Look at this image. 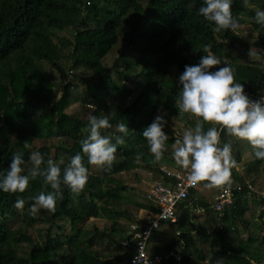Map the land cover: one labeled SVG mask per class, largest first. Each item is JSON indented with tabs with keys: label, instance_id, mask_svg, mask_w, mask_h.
I'll list each match as a JSON object with an SVG mask.
<instances>
[{
	"label": "trees",
	"instance_id": "trees-1",
	"mask_svg": "<svg viewBox=\"0 0 264 264\" xmlns=\"http://www.w3.org/2000/svg\"><path fill=\"white\" fill-rule=\"evenodd\" d=\"M249 4L245 8L243 0H233L231 10L240 25L249 23L257 32L254 40L240 37L238 30L214 32V22L199 15L204 0H103L101 5L93 0H0V175L7 173L17 154L25 160V169L31 167L32 151L42 154V167L49 159L56 163L63 160V173L74 155L84 156L80 141L88 135L90 115H108L112 127L102 129V135L112 137L113 143L116 136L125 141L117 145L112 166H99L100 174H89L87 186L79 194L61 183L63 199L58 201L55 213L44 209L35 217L29 213L34 197L53 191L42 176L31 179L23 193L0 189V264H115L108 263L105 255L93 248L97 241L105 239L106 248L111 249V254L114 252L118 264H128L131 254L120 242L127 237L129 227L119 225L118 219L129 214L130 206L152 208L143 203L141 193L132 192L116 175L139 167L158 176L160 166L183 169L177 167L172 157L175 135L164 128L169 135L168 151L154 164L143 132L157 115L165 119L178 115L180 120L195 126L196 121H188L186 114L181 117L175 105L182 87L179 77L185 66L198 65L206 55L203 47L210 45L213 53L235 69L236 81L244 84L245 91L264 94V54L259 55L260 61L248 55V48L254 43L264 48V25L255 21L256 8L264 10V0H249ZM91 22L95 25L91 26ZM122 35L132 53L122 51L119 64L104 66L103 59ZM54 39L70 46L69 70L80 84L67 80L59 86L44 69L42 63L46 62L64 70ZM172 67L176 69L174 78ZM84 75L91 78L84 79ZM76 102L93 106L86 119L65 112ZM121 121L128 127L127 134L117 130ZM213 126L218 125L204 122L205 131ZM35 139L45 144L34 149ZM220 140L221 146L232 141L233 156L238 162L241 155L236 147L237 138L230 137L225 129ZM25 141L31 148L24 147ZM243 141L254 158L253 164L261 163L249 142ZM138 153H143L140 164L134 162ZM84 165L91 167L86 156ZM232 178L236 182L233 202L220 220L215 216L216 221H221L218 226L210 231L198 227L189 214L192 206L182 203L177 222L150 235L151 251L164 255L179 246L180 264H187L190 256L209 264H260L264 235L257 236L255 219L264 198H256L245 179L233 170ZM18 199H23L25 205L22 217L12 229L8 223L16 216ZM200 204L204 210L211 207L209 203ZM89 217L110 219V231L81 230L76 226ZM41 220L49 227L39 240L28 231ZM130 220L137 223L132 215ZM61 222L70 224L71 233L64 232ZM53 226L57 232L52 231ZM242 231H246V237ZM195 235L207 245L204 252H197ZM163 264L177 263L167 260Z\"/></svg>",
	"mask_w": 264,
	"mask_h": 264
},
{
	"label": "clouds",
	"instance_id": "clouds-1",
	"mask_svg": "<svg viewBox=\"0 0 264 264\" xmlns=\"http://www.w3.org/2000/svg\"><path fill=\"white\" fill-rule=\"evenodd\" d=\"M233 0H204L205 6L199 8V15L209 22H214V32L231 30L236 32L240 27L239 20L232 13ZM245 8L250 7L249 0H243ZM254 7V6H252ZM255 21L264 25V10L256 8ZM203 55L198 65H186L185 71L179 77L182 86L175 105L179 115L188 114L195 117L194 127L178 133L172 147V157L175 164L188 171V182L196 186L202 182L208 188L231 186L233 183L232 170L238 168L232 152V141L221 146V131H227L230 137L246 140L252 146L255 157L264 160V97L259 100L250 99L245 94L244 84L237 82L235 69L221 57L212 52L210 45L203 47ZM249 58L255 59L260 50L252 47ZM218 67L216 71L210 69ZM204 122L212 125L204 130ZM167 120L157 115L153 122L144 130L143 136L147 141L149 151L154 156V164L164 158L168 151L169 135L164 131ZM108 115L89 116V128L86 138L80 141L82 152L87 157L88 164L93 166H108L116 160L117 145L125 143L122 136L112 137L102 135L101 130L111 128ZM117 130L127 134L128 127L121 121ZM25 148L31 145L25 141ZM84 156L74 155L63 169L59 163L49 159L46 162L39 151H32L29 155L31 167L25 169V160L17 154L12 159L6 174L0 175V189L8 193H23L29 186L30 180L38 176L44 177L47 185L53 191L40 194L33 198L29 209L30 215L35 217L41 209L55 213L57 203L63 199L60 191L61 183L67 185L71 192L79 194L89 181V169L84 165ZM143 153L134 157V162H142ZM26 172V174H25ZM144 198V197H143ZM25 201L18 199L15 207L22 210Z\"/></svg>",
	"mask_w": 264,
	"mask_h": 264
},
{
	"label": "rangeland",
	"instance_id": "rangeland-1",
	"mask_svg": "<svg viewBox=\"0 0 264 264\" xmlns=\"http://www.w3.org/2000/svg\"><path fill=\"white\" fill-rule=\"evenodd\" d=\"M93 2L97 3L98 5H101L103 3V0H93ZM90 25L94 26L95 24L91 22ZM256 33L257 32L250 27L249 23L242 24L238 28V35L240 37L247 38V40H254V36L256 35ZM54 41L58 43V46L60 48L61 59L59 63L61 68L64 70L62 72L57 68H53L49 66L46 62L42 63L44 69L49 71V73L51 74L50 75L51 80L56 81L59 86H61L63 83H66L67 80L76 81L77 83L80 84L79 80H77V78H74L72 71L69 70L72 61L70 56L71 53L70 46L65 42L62 43L61 40L54 39ZM254 44L252 45V47H255ZM237 47L241 48L242 46H240V44L237 43ZM255 48L258 49L259 47H255ZM122 51H125L126 53H132V51L127 47V39L123 35L119 37L117 44L110 49L108 54L103 59L104 66L111 67L114 66L115 64H119V62L121 61L120 54L122 53ZM82 77L84 79L91 78L88 75H84ZM171 77L173 78L176 77L175 67H172L171 69ZM133 88L135 87L133 86ZM60 90L61 88H59L58 96L60 95ZM92 110H93V106H84L80 102H76L73 103L70 107H68L65 110V112L69 114H78L82 119H86L90 115ZM186 116L188 121H196L197 119L195 117L189 116L188 114H186ZM166 120L168 122L167 125L165 126L167 133L175 136L178 133L182 136L184 130H186L189 127H194V125H191L189 123H186L185 121L180 120L178 115L168 116ZM42 144H45L43 140L35 139L32 143V147L36 149L40 147ZM46 144H49V142H46ZM253 163H254V158L252 154L250 152L245 153L243 154L242 158L237 162L238 168H234L233 171H235L237 175H239L240 177H243L246 183L250 184V189L252 191V194H255L256 198L259 199L261 198V194H264V160H262V162L259 164H253ZM177 167L182 169V167L178 165ZM250 169L251 171L249 173L248 171ZM89 174H100V167L91 165L89 169ZM116 176L117 178L122 179L127 185V187L131 189L132 192L141 193V195L143 196L145 191H147L148 188L151 186L152 180L158 178V175H156V173L144 167H139L131 171L119 172ZM233 183L235 184L236 182L233 181ZM216 191L217 188H209L208 191L206 192V195L204 196V199L209 201L210 205L213 202L212 196ZM251 197L252 195L248 196L249 199H251ZM143 203H145L144 198H143ZM249 203H251V201ZM261 209H264V203L259 205L256 212V214L258 213L259 215L263 216L260 218L258 217L259 215L257 214V218L255 219L257 223V228H259V230L257 231L258 237L264 235V214L261 211ZM16 212H17L16 216L8 223V225L12 229L16 227L17 220L22 217V210L16 208ZM191 212H192L193 220L199 224L198 227H206L207 231H210L211 229L215 228L221 223V221L219 220L216 221L215 219L216 215L212 207L204 211H198L193 207ZM129 214L135 217V219L141 218L143 216L142 212L139 211V208H135L131 206L129 207ZM129 214H125L118 219L119 225H122L124 227L125 226L129 227L130 224H133V222H130L131 220ZM61 224H63L65 233L68 234L71 233L70 224L68 222L67 223L61 222ZM111 225H112V221L104 217H89L79 221L76 224V226L81 230H93L97 228L101 232H106V233L110 231ZM47 227H49L48 223L46 221L41 220L38 223H35L28 232L40 240L41 235L45 233ZM56 230L57 229L55 228V226H53L52 231L57 232ZM245 232L242 231L243 237H246L247 235ZM193 237H194V241L196 242L197 252H201V251L204 252L208 248L207 245L204 244L202 241H200L198 238H196V235ZM106 243H107V239L102 241L99 240L96 242L93 248L99 249L105 255L104 258L108 261V263L118 264L119 262L118 260L115 259L114 252H112L111 254L110 252L111 249L106 248L107 246ZM177 250H179V246L177 247ZM189 258L190 259L187 262V264H209L207 260H197L193 256H190ZM253 263L256 264L255 261ZM260 264H264V249H263L262 261Z\"/></svg>",
	"mask_w": 264,
	"mask_h": 264
},
{
	"label": "built area",
	"instance_id": "built-area-1",
	"mask_svg": "<svg viewBox=\"0 0 264 264\" xmlns=\"http://www.w3.org/2000/svg\"><path fill=\"white\" fill-rule=\"evenodd\" d=\"M253 100H259L264 94L245 92ZM220 130L219 126H216ZM199 185V184H198ZM198 185L193 186L188 182V171L185 169H173L168 166L159 167V176L154 179L151 186L144 193L145 204L152 209L147 210V216L142 222L129 226L127 237L121 240V245L130 252L128 264H163L167 260L181 263V254L178 250H171L162 255L148 249L150 235L153 231L167 224L177 222V212L180 204L187 202L191 205L190 192ZM250 189V184L247 183ZM235 186H223L217 188L213 196L212 209L220 220L224 210L233 202V190ZM240 190L241 187L237 186ZM251 190V189H250ZM264 198V194H261ZM178 234V233H177Z\"/></svg>",
	"mask_w": 264,
	"mask_h": 264
},
{
	"label": "crops",
	"instance_id": "crops-1",
	"mask_svg": "<svg viewBox=\"0 0 264 264\" xmlns=\"http://www.w3.org/2000/svg\"><path fill=\"white\" fill-rule=\"evenodd\" d=\"M256 36V35H255ZM253 45V44H252ZM252 45L249 46V50L251 49ZM255 47H259L258 50H260V54H264V48H261L260 46H257L254 44ZM243 49V47H241ZM254 60H258L260 61L261 60V57H258V58H255ZM247 92V91H245ZM249 92H252V91H249ZM236 147L240 153V157L242 158L243 154L245 153H249V150H248V147L246 145V143L243 141V140H239L237 139V142H236ZM240 158V159H241ZM154 180V179H153ZM152 180V182H153ZM207 182H204V183H200L198 185V187L193 191L192 193V196H193V201L191 203V209H190V212L189 214L192 215V208L194 207L195 209H197L198 211H204V205H201L200 203H209V201L205 200L204 199V196L206 195V192L208 191V187L205 186ZM215 194V192H214ZM213 194V196H214ZM213 196H212V200H213ZM212 205V203H211ZM147 210L148 208H139V211L142 212L143 216L141 218H136V221H138L139 223L143 221V219L147 216ZM164 228V226L160 227V229L162 230ZM148 249L151 251V245L149 243L148 245Z\"/></svg>",
	"mask_w": 264,
	"mask_h": 264
}]
</instances>
